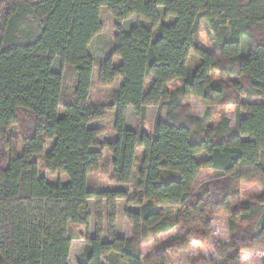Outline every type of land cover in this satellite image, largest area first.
Masks as SVG:
<instances>
[{"label":"trees","instance_id":"16d2710c","mask_svg":"<svg viewBox=\"0 0 264 264\" xmlns=\"http://www.w3.org/2000/svg\"><path fill=\"white\" fill-rule=\"evenodd\" d=\"M101 8L116 24L112 54L98 69L99 85L120 79V86L108 104L91 105L94 62L87 50L102 29ZM159 10L174 22L159 24ZM132 16L156 30L136 25L124 32L120 23ZM29 22L37 23V31L19 37V28ZM200 25L212 41V54L198 47ZM190 56L197 60L193 68ZM55 61L75 73L71 97L64 100ZM232 77L236 80L229 84ZM173 82L179 85L168 89ZM190 97L206 107L234 105L246 114L232 128L226 118L209 127L191 112ZM148 106L166 109L164 120L156 114L151 136L143 130ZM128 107L138 119L137 130L126 127ZM20 111L28 113L32 129L23 135L20 154L0 170V264H68V227L88 226V202H129L122 191L89 190L87 177L100 167L103 150L112 157L110 182L136 180L141 192L133 201L137 209L124 211L133 234L113 235L108 242L88 237L76 264H102L109 256L122 264H189L192 225L203 224L208 208L228 217L232 233L264 221L260 204L237 203L233 188L224 186L215 200L209 188L192 190L201 170L221 178L251 169L264 181V165H259L264 157V0H0V128L16 124ZM109 112L115 139L101 144L99 129L90 124ZM47 141L52 146L41 157ZM38 159L47 172L67 181L48 182ZM164 206L178 207L176 215L159 210ZM204 226L208 229V222ZM176 227L180 236L172 248L142 255L144 240ZM244 248L246 242L236 239L196 264H240Z\"/></svg>","mask_w":264,"mask_h":264},{"label":"rangeland","instance_id":"374dc122","mask_svg":"<svg viewBox=\"0 0 264 264\" xmlns=\"http://www.w3.org/2000/svg\"><path fill=\"white\" fill-rule=\"evenodd\" d=\"M99 20L102 26L101 32L93 38L88 46V54L94 62V69L92 73V86L90 89V104L91 105H106L111 100V96L120 86V79H116L111 86L103 87L99 85L98 69L100 65L111 56L114 46L115 24L116 21L106 8H101L99 12ZM174 18L163 17L161 10H159V24H172ZM124 32H127L131 27L142 25L153 31L147 22L140 21L136 16H132L127 20L120 23ZM37 31V23L29 22L21 26L18 31V36L25 38L27 34ZM243 52L248 49L249 43L244 40ZM198 47L209 54L215 52L212 41L207 34L204 25L198 28ZM115 65L119 63L117 58L113 57ZM190 68L197 65L195 57L190 56ZM54 70L61 73L63 77V84L61 88V100L71 97L73 86L75 83V73L73 70L66 66H60L58 61L54 63ZM218 77L213 75V79ZM236 80L234 77L228 78V83ZM179 85V82L169 84L168 89H174ZM245 100V96H241ZM193 115L203 118L204 122L209 127H214L223 118L228 119L229 127L235 125L237 117L245 116V112L236 108L234 105H219L206 107L201 104L200 100L195 97H190L187 101ZM159 113L160 119L164 120L166 109L157 108L155 106H148L145 109V116L143 120L144 132L151 136L153 121L156 114ZM59 116L63 114L62 109L58 110ZM113 112H109L107 116L100 121L93 122L90 126L99 129L98 136L99 143L111 142L115 139L113 131ZM126 127L131 130L138 129V119L135 117L133 110L129 109L126 115ZM32 121L28 113L20 111L18 121L16 124L9 128H0V170L3 169L11 156L19 155L21 152L23 135L31 131ZM52 141H47L41 157L45 156L51 146ZM143 150H137V156L141 158ZM199 160L204 158V154L197 156ZM111 155L106 151H102V161L98 170L91 173L87 177V186L89 190L95 192L111 191V192H125L126 199H116L112 202L105 200L96 201L90 200L88 202V210L91 218L88 226L69 225L68 234L71 239V250L68 264H76V260L83 256L86 252V239L99 235L103 241H109L111 236H119L123 238H130L132 236V228L124 217V211H135L137 207L133 201L139 198L140 191L137 189L136 180H132L127 185H115L110 182L111 175ZM40 175L43 176L48 182L52 184L64 183L67 181L66 177L62 174H51L47 172L42 166V160H37ZM259 165H264V157L260 158ZM224 186L235 189L238 193L237 203L242 204L250 202H258L264 212V181L259 177L254 170H242L239 173L227 177H216L209 170H201L198 178L192 185L194 192H199L200 189L209 188L211 200L216 199L217 192L223 190ZM216 191V192H214ZM214 193V194H213ZM215 195V196H214ZM213 202V201H212ZM159 210L165 212L168 216H175L178 207H160ZM171 214V215H170ZM206 216L201 222L192 225L193 232L195 233L193 240L190 244V263L202 259L216 256V249L221 245H230L236 239H243L247 248H244L239 253L240 264H264V221L259 226H238L232 233L228 225V217L223 213L214 212L210 207L206 210ZM208 216L211 217L208 220ZM114 217L111 221L110 218ZM208 222V229L204 226ZM201 223V224H200ZM180 236L179 227L173 228L165 233L156 235L155 237L144 240L140 245L141 253L144 257H151L153 254L161 250H168L172 248L173 241L176 237ZM102 264H122L114 256L106 257L102 260ZM170 264H188L184 262H173Z\"/></svg>","mask_w":264,"mask_h":264},{"label":"crops","instance_id":"0c3cea01","mask_svg":"<svg viewBox=\"0 0 264 264\" xmlns=\"http://www.w3.org/2000/svg\"><path fill=\"white\" fill-rule=\"evenodd\" d=\"M129 109H132V108H131V107H128V108H127L126 115H128Z\"/></svg>","mask_w":264,"mask_h":264}]
</instances>
